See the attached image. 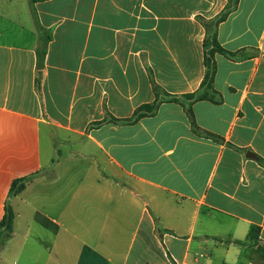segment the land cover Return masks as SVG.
Instances as JSON below:
<instances>
[{"label":"crops","instance_id":"1","mask_svg":"<svg viewBox=\"0 0 264 264\" xmlns=\"http://www.w3.org/2000/svg\"><path fill=\"white\" fill-rule=\"evenodd\" d=\"M227 4L0 0L13 264H264L235 244L256 227L264 249V0L216 24ZM209 34L229 52L213 55L215 99L168 100L199 89Z\"/></svg>","mask_w":264,"mask_h":264},{"label":"trees","instance_id":"2","mask_svg":"<svg viewBox=\"0 0 264 264\" xmlns=\"http://www.w3.org/2000/svg\"><path fill=\"white\" fill-rule=\"evenodd\" d=\"M29 1L34 4V3L44 2L47 0H29ZM236 3H237V0H228V4L226 8L215 19V23L218 24L219 22L223 21L227 17V15L233 10ZM203 47L205 49L204 50L205 74H204V77L200 84L199 89L192 94L184 95L181 97H173V98H169L168 100L178 102V103L191 104L195 101H203V100L213 101L215 99V92L213 90V77H214L213 55L216 52L225 53V54H228L229 52L223 50L217 44L215 34H209L207 36V38L203 42ZM39 53H44V51L41 49ZM157 107H158V101L150 105H144V106L139 107L135 111L133 119L130 121H136L142 117L154 114L157 110ZM28 179L29 178H20V179L14 180L9 189V197H13L21 193L24 190ZM13 219H14V214L12 210L9 208V206L6 205L5 214L0 222V238L3 234H4L3 236L4 239L8 240L10 238L11 233H12V227H13ZM34 220L42 227L49 229V230H54V228L48 222V220L40 216L39 214H35ZM258 232L259 231L256 227L250 228L245 240L236 241L235 244L240 247H244L245 249L247 248L252 249L256 247L255 252L259 255L261 259L264 260V249L258 246ZM172 264H175V263L172 262Z\"/></svg>","mask_w":264,"mask_h":264},{"label":"rangeland","instance_id":"3","mask_svg":"<svg viewBox=\"0 0 264 264\" xmlns=\"http://www.w3.org/2000/svg\"><path fill=\"white\" fill-rule=\"evenodd\" d=\"M4 234L0 238V244L4 246L0 250V257L4 259V263L0 264H13V239H4Z\"/></svg>","mask_w":264,"mask_h":264}]
</instances>
